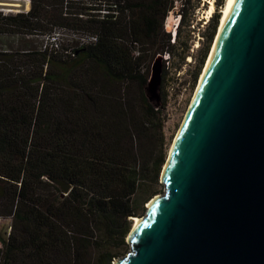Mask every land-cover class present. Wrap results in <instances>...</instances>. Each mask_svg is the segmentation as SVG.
I'll list each match as a JSON object with an SVG mask.
<instances>
[{"label": "trees", "instance_id": "16d2710c", "mask_svg": "<svg viewBox=\"0 0 264 264\" xmlns=\"http://www.w3.org/2000/svg\"><path fill=\"white\" fill-rule=\"evenodd\" d=\"M29 4L0 10V217L12 221L0 264H112L129 248L133 217L161 191L165 102L149 100L144 64L164 47H181L184 60V4L172 44L163 19L173 0ZM51 179L70 191L62 197Z\"/></svg>", "mask_w": 264, "mask_h": 264}, {"label": "water", "instance_id": "95a60500", "mask_svg": "<svg viewBox=\"0 0 264 264\" xmlns=\"http://www.w3.org/2000/svg\"><path fill=\"white\" fill-rule=\"evenodd\" d=\"M160 62L151 66L149 100L158 99ZM162 170L163 194L149 200L126 237L129 252L113 264H264V0H228ZM51 181L62 197L71 189Z\"/></svg>", "mask_w": 264, "mask_h": 264}, {"label": "rangeland", "instance_id": "374dc122", "mask_svg": "<svg viewBox=\"0 0 264 264\" xmlns=\"http://www.w3.org/2000/svg\"><path fill=\"white\" fill-rule=\"evenodd\" d=\"M217 1L218 0H214L213 12L216 9ZM181 3L184 4L183 11L185 13V22L180 30V45L184 46V43H187V45L189 46L188 54L185 56L184 60H181V56L179 54V52H181V47L169 48L168 50L172 51L171 54L168 53L170 51L165 52V49L167 50L168 47H164L163 49H159L158 51H156L144 64V69H146L147 74V80H149L152 70L151 66L154 60L160 59L161 61V81L156 91L158 99L150 101L159 105H162V102H165V106L162 108V131L165 142L164 147L166 148V159L171 143L173 142L177 130L181 125V122L183 121L187 108L194 94V90L198 83L200 74L194 86L192 87L191 85L193 74L198 63L199 50L205 43V34L207 32V26L210 19V17L207 19H203L205 9L208 6V4L204 0H200L199 2L198 0H173L172 8L163 19V30L165 33H168L170 35L171 44L173 43V39L175 37H173L167 30L171 31L174 23L176 24V26H178L179 17L181 14V12L179 11L181 9ZM29 6L30 4L27 0H0V10L5 12H21L28 10ZM222 7L223 5L221 7H218L219 14H221ZM166 24H168L169 27H166ZM159 183H161L160 177ZM158 188L161 189L159 195H162L163 185L159 186ZM11 223L12 221L10 218L0 217V236L2 238L8 237L11 231ZM128 252L129 248L125 250L123 257L126 256ZM117 259L118 258H116L115 260ZM115 260H113V262H115Z\"/></svg>", "mask_w": 264, "mask_h": 264}, {"label": "bare ground", "instance_id": "6f19581e", "mask_svg": "<svg viewBox=\"0 0 264 264\" xmlns=\"http://www.w3.org/2000/svg\"><path fill=\"white\" fill-rule=\"evenodd\" d=\"M208 6L207 8L205 9V12H204V17L203 19H207L209 17H211L212 13H213V10H214V0H204ZM227 2L228 0H224V4H223V7H222V11H221V14H220V19H219V25H218V28H217V32L215 34V37L213 39V42H212V46L210 48V51H209V54L205 60V64L203 66V69L200 73V76H199V79H198V83L196 85V88L194 90V94L192 96V99L190 101V104L187 108V111H186V114L183 118V121L181 122V125L179 126L178 130H177V133L173 139V142L171 143V146L169 148V152H168V155H167V159L165 161V163L163 164V170H162V176L169 164V161H170V158H171V154L173 153V150L175 148V145H176V142H177V139L181 133V130H182V127H183V124L185 122V119L190 111V108L192 106V104L194 103V100L196 99L200 89H201V86H202V83L204 81V78L207 74V71H208V68H209V65H210V62H211V59L213 57V54H214V51H215V48H216V45H217V41H218V37H219V34H220V30H221V26H222V22H223V18H224V15H225V10H226V6H227ZM173 26H175V23L173 24ZM161 176V178H162ZM152 201L148 202L147 203V206L151 203ZM137 221H140V219L138 217H133V223L136 224Z\"/></svg>", "mask_w": 264, "mask_h": 264}, {"label": "built area", "instance_id": "2783aa9c", "mask_svg": "<svg viewBox=\"0 0 264 264\" xmlns=\"http://www.w3.org/2000/svg\"><path fill=\"white\" fill-rule=\"evenodd\" d=\"M28 1V3H29V0H27ZM29 9V8H28ZM25 11H27V10H25ZM3 12H5V11H3ZM5 13H11V11H7V12H5ZM166 27H169V25L168 24H166ZM172 27V26H171ZM176 24H175V26H173L172 27V30L171 31H169V30H167V28H166V30L168 31V32H170L171 33V35L173 36V37H175V33H176ZM56 36V35H55ZM55 36H52L51 38H50V41H52V40H54L55 39ZM174 40V39H173ZM0 247H1V242H0Z\"/></svg>", "mask_w": 264, "mask_h": 264}]
</instances>
